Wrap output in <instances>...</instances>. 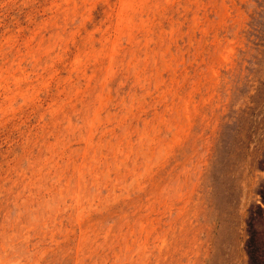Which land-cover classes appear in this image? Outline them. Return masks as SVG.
<instances>
[{
	"label": "rangeland",
	"instance_id": "374dc122",
	"mask_svg": "<svg viewBox=\"0 0 264 264\" xmlns=\"http://www.w3.org/2000/svg\"><path fill=\"white\" fill-rule=\"evenodd\" d=\"M0 264H264V0H0Z\"/></svg>",
	"mask_w": 264,
	"mask_h": 264
}]
</instances>
